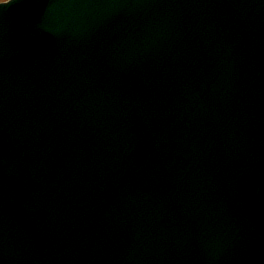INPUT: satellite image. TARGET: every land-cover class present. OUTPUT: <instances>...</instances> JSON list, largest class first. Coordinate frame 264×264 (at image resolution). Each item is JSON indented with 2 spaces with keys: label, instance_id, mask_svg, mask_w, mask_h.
<instances>
[{
  "label": "water",
  "instance_id": "water-1",
  "mask_svg": "<svg viewBox=\"0 0 264 264\" xmlns=\"http://www.w3.org/2000/svg\"><path fill=\"white\" fill-rule=\"evenodd\" d=\"M0 264H264V0L0 3Z\"/></svg>",
  "mask_w": 264,
  "mask_h": 264
},
{
  "label": "rangeland",
  "instance_id": "rangeland-1",
  "mask_svg": "<svg viewBox=\"0 0 264 264\" xmlns=\"http://www.w3.org/2000/svg\"><path fill=\"white\" fill-rule=\"evenodd\" d=\"M3 1H6V0H0V2H3Z\"/></svg>",
  "mask_w": 264,
  "mask_h": 264
}]
</instances>
